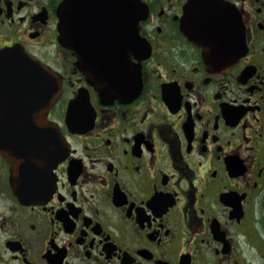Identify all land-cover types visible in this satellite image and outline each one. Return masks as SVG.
<instances>
[{"label":"flooded vegetation","instance_id":"obj_1","mask_svg":"<svg viewBox=\"0 0 264 264\" xmlns=\"http://www.w3.org/2000/svg\"><path fill=\"white\" fill-rule=\"evenodd\" d=\"M66 1L0 0V264H264V0Z\"/></svg>","mask_w":264,"mask_h":264},{"label":"water","instance_id":"obj_2","mask_svg":"<svg viewBox=\"0 0 264 264\" xmlns=\"http://www.w3.org/2000/svg\"><path fill=\"white\" fill-rule=\"evenodd\" d=\"M135 0H111L110 3L104 2V0H67L66 7L71 11H76V15L84 14L86 8H91L93 10H98L102 7H105L108 10H111V26L121 25L124 28L120 30L121 34H123L122 38L131 41L132 48L135 47L137 42L139 41L140 34L137 29L138 21L134 18V16L124 17V15H128L125 13L127 8H129L128 3L133 7V3ZM81 22V21H79ZM96 22V21H95ZM123 32V33H122ZM119 37V36H118ZM121 37V36H120ZM114 38V37H112ZM74 43V48L78 50L77 41L78 38L70 39ZM114 48V45L111 46ZM114 50V49H113ZM112 50L111 52V62L108 60V55H93L91 62L95 65L92 68V71H96L98 75H101L106 70L110 72L115 70L117 73L119 71V65L125 64L127 65L129 61L128 55H115ZM18 53L14 50H1L0 51V74H3L9 80H18L20 78V74L22 73L21 69L18 67ZM4 65L6 68H4ZM29 73V79L33 81V83H48V89L51 90L50 95L48 94L45 105L46 108L53 106L62 92L63 82L59 72L55 71L52 68H43L39 63L35 64V67H30V70L27 71ZM93 74H95L93 72ZM51 83V85H49ZM34 119V118H33ZM44 119L39 114L35 118V122H43ZM46 127L49 129L50 121L47 119ZM38 125V124H36ZM54 124H52V132L51 136L54 138ZM50 135V134H49ZM1 146V142H0ZM55 142L52 141V150H54ZM8 159L11 162H14V159L7 154ZM53 159V163H54ZM54 166V165H53ZM25 201H30L33 199L32 196H24Z\"/></svg>","mask_w":264,"mask_h":264}]
</instances>
